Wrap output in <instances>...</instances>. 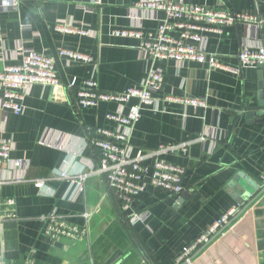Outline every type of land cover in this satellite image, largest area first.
I'll use <instances>...</instances> for the list:
<instances>
[{
    "label": "crops",
    "instance_id": "crops-1",
    "mask_svg": "<svg viewBox=\"0 0 264 264\" xmlns=\"http://www.w3.org/2000/svg\"><path fill=\"white\" fill-rule=\"evenodd\" d=\"M93 1L21 0L16 10L0 9V71L18 64L22 50L34 51L52 58L59 81L54 88L30 87L21 115L0 109V138L13 147L10 159L0 160V215L8 209L14 214L0 224L1 262L176 264L183 247L238 207L230 225L194 252L192 264H264V193L238 216L256 194L243 177L264 188V115L249 116L257 103L260 67H243L237 58L242 48L264 47V0H175L260 18V24L239 22L207 36L205 52L230 71L151 59L141 39L111 33H155L164 13L139 8L146 0ZM63 24L89 35L60 33L57 27ZM60 50L81 53L91 62L67 59ZM150 71L161 74V90L152 94V105L140 108L128 155L176 147L159 158L184 169V191L174 196L148 185L125 210L105 178L94 173L98 153L84 139L89 128L115 130L106 115H126L129 105L78 108L66 86L93 79L100 91L121 93L140 86ZM167 97L202 99L205 107L166 102ZM144 164L151 169L153 159ZM61 171L88 174L84 193L78 195L65 180L35 187L33 180ZM84 212L91 215L84 241L54 242L44 234L47 215H65L82 227Z\"/></svg>",
    "mask_w": 264,
    "mask_h": 264
},
{
    "label": "built area",
    "instance_id": "built-area-1",
    "mask_svg": "<svg viewBox=\"0 0 264 264\" xmlns=\"http://www.w3.org/2000/svg\"><path fill=\"white\" fill-rule=\"evenodd\" d=\"M20 4L21 0H0V9L4 11L16 10ZM93 4L100 5L101 2L94 0ZM138 7L164 13L165 18L158 25L155 33H149L142 37L140 32L119 30L113 31L112 35L141 39L142 51L153 60H174L177 63L194 61L207 64L213 69L227 71H230L228 67L219 63L215 56L205 52L204 45L208 39L207 36L209 34L220 35L223 27L239 22L261 23L260 18L256 15L230 14L222 10L196 4H183L175 0H146ZM57 30L60 33L89 35V32L84 28L76 29L70 24L60 25ZM19 55L21 57L18 64L6 66L0 71V109L9 110L15 115L23 113L24 100L27 97L28 89L33 85L52 88L59 86L52 58L25 50H22ZM59 55L75 61L91 62L90 57L73 51L60 50ZM237 58L243 67L262 65L264 64V47L258 49L242 48ZM161 86L162 77L156 71H150L140 86L126 89L121 93L100 91L93 79L85 80L79 87L74 80L66 86L68 92L75 93V105L78 108H94L102 102H113L121 106L129 105L126 115L121 114V112L106 115L108 121L117 125L115 130L89 128L84 139L86 145H91L99 152V164L94 173L105 178L108 187L125 210L128 209L135 197L145 191L148 185L174 196L180 195L184 191L182 185L184 169L159 158L161 154L175 151L176 147L161 145L157 151L139 154L136 158H131L128 155L130 129L140 119V108L154 103L152 94L160 91ZM132 101H136V103L131 104ZM165 101L182 102L193 108L205 107L202 99L178 100L167 97ZM119 128H123V130ZM12 149L11 140L0 138L1 161L10 159ZM181 149L185 150L183 146ZM147 159H153L151 169L144 164ZM87 177L88 174L86 173L68 174L61 171L57 175H50L46 179H37L33 182L35 187L41 190L48 181L65 180L69 183L70 188L75 187L76 192L80 195L85 191L84 183ZM260 180L264 184V173ZM14 182L21 183V180L17 179ZM13 204L12 200L6 201L7 207H12ZM237 211L238 207L231 209L203 235L183 247L175 260L176 264H192L191 258L194 252L208 243ZM90 216L89 212H84L82 217L85 224L79 227L70 223L65 215L49 214L43 218L46 222L44 234L54 242L62 239L82 242L87 237V222ZM13 217V211L8 209L5 215H0V224L3 220ZM0 264H3L1 260ZM10 264L14 263L11 262ZM16 264L33 263L30 260H25Z\"/></svg>",
    "mask_w": 264,
    "mask_h": 264
},
{
    "label": "water",
    "instance_id": "water-1",
    "mask_svg": "<svg viewBox=\"0 0 264 264\" xmlns=\"http://www.w3.org/2000/svg\"><path fill=\"white\" fill-rule=\"evenodd\" d=\"M259 67H260V70H259L258 77H257V79H258V82H257V88H258L257 103L255 104V109H253V113H251L249 115L251 117L264 115V64L259 65ZM243 180L246 182L248 187H250L254 192H256V194L254 197H252V199L249 201V203L240 211L238 216L240 214H242V212H244L250 204H252L257 198H259L264 193V188H259V186L254 181L249 180L247 177H243ZM230 223L225 225L224 228H222L215 237H217L219 234H221L223 232V230L225 229V227L230 225ZM215 237H213L210 241H212Z\"/></svg>",
    "mask_w": 264,
    "mask_h": 264
},
{
    "label": "trees",
    "instance_id": "trees-1",
    "mask_svg": "<svg viewBox=\"0 0 264 264\" xmlns=\"http://www.w3.org/2000/svg\"><path fill=\"white\" fill-rule=\"evenodd\" d=\"M89 146V148H91L92 150H94V151H97L94 147H92L91 145H88ZM12 151H13V149H12ZM11 151V152H12ZM96 153H98V158L100 159V156H99V152L97 151ZM11 155V154H10ZM98 162H99V160H98Z\"/></svg>",
    "mask_w": 264,
    "mask_h": 264
}]
</instances>
